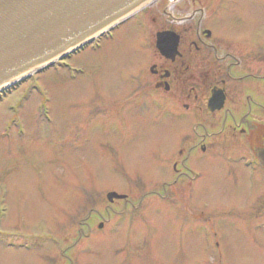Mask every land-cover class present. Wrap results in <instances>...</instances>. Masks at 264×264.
<instances>
[{
  "label": "rangeland",
  "instance_id": "rangeland-1",
  "mask_svg": "<svg viewBox=\"0 0 264 264\" xmlns=\"http://www.w3.org/2000/svg\"><path fill=\"white\" fill-rule=\"evenodd\" d=\"M168 1L73 55L71 70L51 68L31 77L37 90L22 82L0 101V264H264V175L247 165L250 146L217 136L176 180L172 152L204 133L194 116L117 105L131 76L162 64L155 36L169 27ZM184 4L195 18L237 4L264 64V0ZM111 191L129 200L110 204Z\"/></svg>",
  "mask_w": 264,
  "mask_h": 264
},
{
  "label": "flooded vegetation",
  "instance_id": "flooded-vegetation-1",
  "mask_svg": "<svg viewBox=\"0 0 264 264\" xmlns=\"http://www.w3.org/2000/svg\"><path fill=\"white\" fill-rule=\"evenodd\" d=\"M165 1L168 0H156L118 26L110 40L149 9H160ZM183 1L167 2L162 13L169 27L159 30L177 34L178 54L173 59H165L158 53L162 64H154L149 70L147 67L142 69L139 72L141 80L140 75L131 76V85L117 105L126 111L140 106L152 111V116H175L183 121L194 116L191 117L195 120L193 131L197 132L201 127L204 133H197L195 138L188 134L172 152L170 163L176 180L182 175L187 176L186 164L190 163L191 155L200 153V148L205 155L216 144L217 136L240 140L241 144L250 146L249 157L259 167L257 154L264 141V122L261 120L264 119V64L259 61L255 28L247 18L240 16L237 4L226 8L219 5L218 9H208V16L195 18V11L191 14L183 11L187 4L180 7ZM178 13L187 15L178 16ZM139 23V28L144 26ZM128 31L132 32L130 28ZM216 94L223 99L222 105L219 110L210 111L209 100ZM204 118H209V123H203ZM207 140L209 145H202ZM186 143L188 146L192 143V146L185 148ZM186 152L188 158H185Z\"/></svg>",
  "mask_w": 264,
  "mask_h": 264
},
{
  "label": "water",
  "instance_id": "water-1",
  "mask_svg": "<svg viewBox=\"0 0 264 264\" xmlns=\"http://www.w3.org/2000/svg\"><path fill=\"white\" fill-rule=\"evenodd\" d=\"M153 0H0V92L81 49ZM178 37L157 34L156 47L167 59L177 54ZM223 99L209 101L211 111ZM264 168V144L258 152ZM114 192L107 199H124ZM101 226V225H100Z\"/></svg>",
  "mask_w": 264,
  "mask_h": 264
}]
</instances>
